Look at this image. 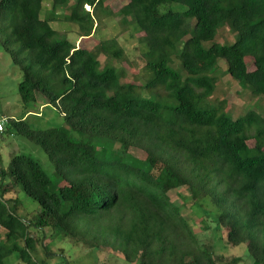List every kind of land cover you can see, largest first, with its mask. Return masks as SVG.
<instances>
[{
	"label": "trees",
	"instance_id": "16d2710c",
	"mask_svg": "<svg viewBox=\"0 0 264 264\" xmlns=\"http://www.w3.org/2000/svg\"><path fill=\"white\" fill-rule=\"evenodd\" d=\"M44 1L51 7L42 17ZM63 8L79 36L93 34L100 12L141 32L146 83L122 80L115 37L88 47L60 34L50 21ZM223 25L233 41L216 40ZM0 46L21 71L22 103L39 92L65 122L33 128L30 110L7 126L0 119V136L13 128L53 164L49 174L14 153L0 165V264L12 253L23 264H62L34 257L29 224L136 264H216L214 242L197 237L169 196L182 185L208 237L244 244L264 264V119L254 111L233 118L208 99L219 59L242 88L264 95V0H127L116 11L105 0H0ZM12 185L37 201L31 220L17 213L18 196L6 195ZM43 245L45 257L56 255Z\"/></svg>",
	"mask_w": 264,
	"mask_h": 264
},
{
	"label": "rangeland",
	"instance_id": "374dc122",
	"mask_svg": "<svg viewBox=\"0 0 264 264\" xmlns=\"http://www.w3.org/2000/svg\"><path fill=\"white\" fill-rule=\"evenodd\" d=\"M47 2H43L42 17L47 15L48 9L51 7ZM126 2L127 0H105V4H108L112 11L118 10ZM83 7L84 9H90L87 4H84ZM68 13V9H58L50 21L51 25L60 34L69 36L76 45L88 47H93L98 39L115 37L123 48V54L120 59H114L113 63L124 70L122 80L138 84L146 83L147 72L142 55L143 45L137 39L141 32L131 34V25H123L118 15H108L105 12H100V20L97 21L93 34L79 36L78 25L67 19L66 15ZM233 39V32L227 25L219 28L216 35L218 42H231ZM106 59L105 55H99L101 64L105 63ZM221 61V59L218 60V68L214 72L217 80L215 90L208 98L209 101L221 105L222 109L228 111L233 118L254 111L264 119V95L260 97L253 96L248 88H242L234 79L224 73L225 68ZM246 62L248 68L252 69V59L247 58ZM20 80L21 71L12 63L10 55L5 53L0 46V119L6 120V126L8 117L20 118L26 110L31 111L24 116L33 128L44 129L53 126H64L65 122L62 115L54 106L48 104L46 98L39 92H36L34 104L24 105L22 103L18 94ZM38 111L39 115L37 114ZM250 129L252 135L254 126ZM247 142L250 146H253L255 143L254 137H250ZM133 151L138 156H143V152H138L136 149H133ZM14 153H24L32 156L46 173H53V164L43 149L11 128V130L3 132L0 136V165L7 166L11 155ZM6 195L18 196L21 204L17 207V213L26 217L27 221L31 220L39 210L37 201L26 195L20 185L17 187L12 185ZM169 196L171 200L180 206V213L187 219L197 237L200 240L209 238L210 242H214L217 255L216 264H254L253 258L247 253L244 244L233 245L219 234H215L210 238L208 237L209 232L201 229L200 217L192 213L190 208L191 198L187 186L182 185L171 190ZM186 196L187 198H185ZM28 231L34 238L35 251L33 254L37 259L49 258L52 263L62 264H136L126 261L120 252L109 247L100 245L93 248L84 241H75L69 237L52 234L49 227L39 229L29 224ZM5 233L6 230L0 227V239H5ZM43 244L47 247L48 252L56 255L52 254V256L45 257ZM6 262L7 264H23L15 253L10 254Z\"/></svg>",
	"mask_w": 264,
	"mask_h": 264
},
{
	"label": "built area",
	"instance_id": "2783aa9c",
	"mask_svg": "<svg viewBox=\"0 0 264 264\" xmlns=\"http://www.w3.org/2000/svg\"><path fill=\"white\" fill-rule=\"evenodd\" d=\"M2 129H3V122H2V120H0V132Z\"/></svg>",
	"mask_w": 264,
	"mask_h": 264
}]
</instances>
